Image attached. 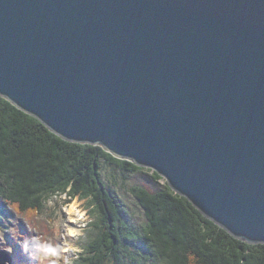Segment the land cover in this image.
<instances>
[{
	"label": "water",
	"instance_id": "water-1",
	"mask_svg": "<svg viewBox=\"0 0 264 264\" xmlns=\"http://www.w3.org/2000/svg\"><path fill=\"white\" fill-rule=\"evenodd\" d=\"M0 96L264 243V0H0Z\"/></svg>",
	"mask_w": 264,
	"mask_h": 264
},
{
	"label": "trees",
	"instance_id": "trees-1",
	"mask_svg": "<svg viewBox=\"0 0 264 264\" xmlns=\"http://www.w3.org/2000/svg\"><path fill=\"white\" fill-rule=\"evenodd\" d=\"M107 169L122 178L146 171L154 182L163 180L100 146L60 138L0 96V232L6 234L13 212L19 235L32 224L47 239L52 228L37 215L51 198L64 196L67 204L78 198L91 207L82 254L71 264H264V243L235 238L166 181L154 191L131 187L142 212L141 221L132 219L104 182Z\"/></svg>",
	"mask_w": 264,
	"mask_h": 264
},
{
	"label": "rangeland",
	"instance_id": "rangeland-1",
	"mask_svg": "<svg viewBox=\"0 0 264 264\" xmlns=\"http://www.w3.org/2000/svg\"><path fill=\"white\" fill-rule=\"evenodd\" d=\"M103 172L104 182H110L108 185L113 187L116 194L128 206L132 219L137 222L141 221L142 212L136 204L131 187L142 185L154 191L160 189V185L166 181L161 176L163 180L156 183L150 177L151 172L146 173V171L129 173L125 178H122L119 172L108 169ZM57 198H51L43 212L37 215L40 220L49 224L47 229L52 228L46 234L47 239H41L39 231L32 224H26L27 235H19L21 224L12 212L10 225L6 230L7 235L0 232V254L5 251L4 255H0V260L5 262L0 264H10L7 257L12 255L13 259L23 257L21 263L13 264H71L79 258L87 239V227L90 221L88 214L91 207L86 200L74 198L67 204L64 196Z\"/></svg>",
	"mask_w": 264,
	"mask_h": 264
},
{
	"label": "bare ground",
	"instance_id": "bare-ground-1",
	"mask_svg": "<svg viewBox=\"0 0 264 264\" xmlns=\"http://www.w3.org/2000/svg\"><path fill=\"white\" fill-rule=\"evenodd\" d=\"M217 225H218V224H217ZM218 226H219V225H218ZM220 227H221V226H220ZM221 228H222V227H221ZM252 244H256V243L253 242ZM10 264H13V263H10Z\"/></svg>",
	"mask_w": 264,
	"mask_h": 264
}]
</instances>
